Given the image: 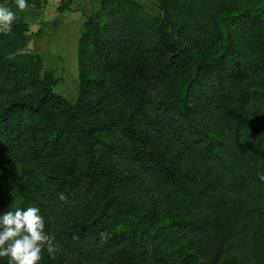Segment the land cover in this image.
I'll list each match as a JSON object with an SVG mask.
<instances>
[{
  "label": "trees",
  "instance_id": "16d2710c",
  "mask_svg": "<svg viewBox=\"0 0 264 264\" xmlns=\"http://www.w3.org/2000/svg\"><path fill=\"white\" fill-rule=\"evenodd\" d=\"M152 1H100L71 102L0 0V212L41 209L39 264H264V0Z\"/></svg>",
  "mask_w": 264,
  "mask_h": 264
},
{
  "label": "rangeland",
  "instance_id": "374dc122",
  "mask_svg": "<svg viewBox=\"0 0 264 264\" xmlns=\"http://www.w3.org/2000/svg\"><path fill=\"white\" fill-rule=\"evenodd\" d=\"M101 0H72L69 9L60 11V0H34L26 8L32 39L29 49L37 52L46 70L55 79L54 90L75 102L79 95L78 47L87 18L100 7ZM147 11L160 13L152 0H139ZM41 31V35L36 33Z\"/></svg>",
  "mask_w": 264,
  "mask_h": 264
},
{
  "label": "clouds",
  "instance_id": "9594fccd",
  "mask_svg": "<svg viewBox=\"0 0 264 264\" xmlns=\"http://www.w3.org/2000/svg\"><path fill=\"white\" fill-rule=\"evenodd\" d=\"M16 8L24 10L27 0H15ZM16 13L0 4V32L9 33ZM264 182V173H258ZM63 199V195L60 197ZM54 256L59 251L55 237L45 231L41 209L36 206L13 207L0 212V264H39L44 252Z\"/></svg>",
  "mask_w": 264,
  "mask_h": 264
}]
</instances>
